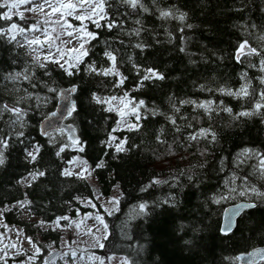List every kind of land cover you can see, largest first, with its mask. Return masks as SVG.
<instances>
[{"label": "trees", "instance_id": "16d2710c", "mask_svg": "<svg viewBox=\"0 0 264 264\" xmlns=\"http://www.w3.org/2000/svg\"><path fill=\"white\" fill-rule=\"evenodd\" d=\"M103 1L107 17L88 25L92 39L71 68L35 58L0 19L3 223L34 244L40 237L57 245L61 234L45 226L94 204L108 232L100 255L127 264H242L240 255L264 246V107H256L264 105V0H138L135 8ZM69 86L77 87V108L67 122L79 141L62 130L42 137L40 122ZM245 87L246 96L229 94ZM127 95L138 110L128 129L107 105ZM15 107L19 114L8 110ZM75 158L98 188L65 173ZM116 187V209L107 213L99 199ZM241 201L255 206L223 233L224 210Z\"/></svg>", "mask_w": 264, "mask_h": 264}, {"label": "rangeland", "instance_id": "374dc122", "mask_svg": "<svg viewBox=\"0 0 264 264\" xmlns=\"http://www.w3.org/2000/svg\"><path fill=\"white\" fill-rule=\"evenodd\" d=\"M2 2L3 0H0V3ZM11 2L14 0H9V3ZM67 3L78 5L72 15H67L68 10L64 8L55 13L52 11L53 7ZM99 3L103 4V11L95 7ZM41 5L43 11L40 10L39 6ZM79 5L80 0H49L48 3L45 0H31L30 3L20 4L18 8L13 9L12 19L9 20V25L5 30L10 37L15 35L16 38H20L16 39L19 43L29 45L31 47L29 50L38 60L59 61L58 63L71 68L85 56L86 47L92 39L93 33L90 32L88 25L90 23L100 24L107 17L103 0H91V6L84 4L82 8ZM93 8H95L94 13ZM3 9L4 12L7 11L6 8ZM21 13L23 18L20 16ZM89 14H91L90 19L83 21L76 19L77 16H88ZM13 23L18 27L9 31ZM20 29H24V31L20 32ZM85 33H91V35ZM32 40H39L40 43L32 44L30 43ZM114 71H116L115 68L112 69V72ZM107 103L112 110L120 114L122 127L128 129L135 126L130 120L133 112L138 110L135 109L137 104L132 101L131 97L128 95L115 97L108 100ZM113 140L115 141V137ZM121 145L123 144L117 142L116 146ZM123 148L124 146H122ZM65 173L86 175L87 178L89 177V181L98 188L96 179L91 176L89 166L86 161L80 160V158L73 159ZM119 194L120 191L116 187L107 199L100 197V205L107 213L116 209ZM83 203L88 204L89 201L84 200ZM89 206L94 208V211L89 214L69 219L66 224L54 223L45 226L47 229L49 227L57 229V232L61 234L60 242L57 245L51 241H44L40 237L38 238L40 243L34 244L31 237L22 233L21 228H10L3 223V212L0 209V259H12L17 256L20 259L16 258L15 261L17 259L20 261L16 264H127L124 256H103L98 253V250L103 247V239L108 236L107 224L98 208L94 204ZM54 252H58V254L49 260L46 259L49 254Z\"/></svg>", "mask_w": 264, "mask_h": 264}, {"label": "water", "instance_id": "95a60500", "mask_svg": "<svg viewBox=\"0 0 264 264\" xmlns=\"http://www.w3.org/2000/svg\"><path fill=\"white\" fill-rule=\"evenodd\" d=\"M77 87L69 86L63 88L59 92L57 97L58 103L55 108L46 118L40 122L41 135L44 137L47 133L52 131H65L73 141H79V136L76 134V128L74 125L67 122V120L73 115L75 108H77L76 101L73 96L76 93ZM255 206L254 203L241 201L229 205L223 212V222L221 224L222 232L230 234V232L236 229L237 221L242 217L243 213L252 209ZM58 252L49 254L47 259L54 257ZM264 260V246L255 247L248 253L240 255L239 261L242 264H256Z\"/></svg>", "mask_w": 264, "mask_h": 264}, {"label": "snow or ice", "instance_id": "6c2138e0", "mask_svg": "<svg viewBox=\"0 0 264 264\" xmlns=\"http://www.w3.org/2000/svg\"><path fill=\"white\" fill-rule=\"evenodd\" d=\"M31 0H14V2H11L9 3V0H3L2 3H0V8H6L7 11L3 13L2 16H0V19H5V20H11L12 19V14H13V9H16L19 7L20 4H25V3H30ZM46 3L49 2V0H45ZM127 2L133 7L135 8L137 6V3H138V0H127ZM84 4H89L91 6V0H80V5L79 7H83ZM40 7V10L43 11V6H39ZM78 7V5L76 4H72V3H67V4H61L59 5V7H53L52 11L55 13V12H58L61 8H64V9H67V15H72L73 12L76 10V8ZM95 7H98L100 8L101 11H103V4L102 3H99V4H96ZM31 11V9H29ZM95 12V8H93V13ZM162 16L164 17H167L170 15V13L168 12H162L161 13ZM21 18H23V14L21 13L20 14ZM91 18V14H89L88 16H77L76 19H79L81 21H83L84 19H90ZM181 19H183V17L181 16ZM59 22V21H58ZM97 26H99V24H97ZM17 24L13 23L11 25V28L9 29V31H13L15 29H17ZM24 29H20V32H23ZM86 35H91V33H85ZM0 35H4V32L3 30H0ZM69 35H71V33H69ZM11 39L12 40H15L16 37L15 35H12L11 36ZM30 43L32 44H39L40 41L39 40H32L30 41ZM81 47H83V45H81ZM248 48V45L247 43L245 42L244 44H241L240 46V53H244V50ZM256 50L255 49H248V53L247 54H252L254 53ZM86 54V53H85ZM110 58L113 60V62L115 61V57H111ZM57 63L59 61H56ZM41 67H43V65H41ZM67 70V69H66ZM69 74L71 75V73L69 72ZM105 75H107L108 73H104ZM154 75V74H153ZM149 77L148 76H145V79H148ZM230 95H236V96H240V95H248V92H247V88H242L240 90V92L238 93H229ZM261 99H264V94H262L261 96ZM141 104H143V101L140 102ZM7 107V106H5ZM199 107H207L206 105H199ZM257 109L261 108V107H264V105H261V104H257L256 105ZM9 111H13V112H16V113H20V109H8ZM228 111H231V109H228ZM240 115H250V113H247V112H242L240 113ZM174 122V121H173ZM203 134V133H201ZM196 137H192V139H195ZM5 147L7 146L6 144L4 145ZM122 150V145L121 146H118L117 147V151H121ZM30 156H32L33 159H35V156L32 154V153H29ZM260 165L262 166V169H264V158H262L260 160ZM143 208V205L141 206ZM102 222V221H101ZM38 251V250H37Z\"/></svg>", "mask_w": 264, "mask_h": 264}]
</instances>
